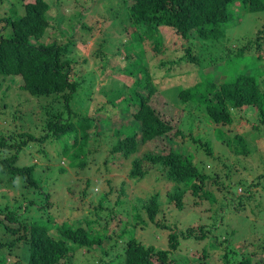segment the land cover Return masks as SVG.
<instances>
[{"label":"trees","instance_id":"16d2710c","mask_svg":"<svg viewBox=\"0 0 264 264\" xmlns=\"http://www.w3.org/2000/svg\"><path fill=\"white\" fill-rule=\"evenodd\" d=\"M102 1L90 0L89 5L83 4L78 16L80 20L76 21L78 27L65 29L62 20L52 16L55 6L48 0H0V10L9 6V11L0 15V87L8 77L18 75L24 81L19 88L28 92L40 105L35 119V128L40 131L38 134L24 129L26 124H32V120L23 122L21 127L17 125L22 131H0V172L13 174L12 178L22 177L28 189L39 187L35 177L39 164H19L21 154L26 153L27 147L33 144L37 146L38 153L44 154L46 147L50 146L47 144L60 141L57 155L64 157L70 163L72 172L77 174L96 159L104 163L105 159L98 157L115 154L111 165L117 162L116 165L125 168L133 182H142L153 174L158 181L172 183L168 191L170 199L180 210L188 206L189 201L185 196L189 190L193 203L200 206L208 200L214 204L211 222L207 228L199 226L200 232L197 234L194 233L195 228L181 232L178 227L173 230L159 217V194L152 195L148 200L136 197L138 203L129 205L130 183L124 179L119 187L116 186L119 194L114 197V181L108 178V187L101 190L98 202L90 201L93 217L64 218L56 223L57 216L51 214L54 207L52 193L40 190L45 192V199L40 205L39 197L33 195V199L22 205L25 207L22 211L21 207L18 210L9 204L0 206V227L13 238L11 241L0 240V264H4V248L10 247L9 252H12L20 243L23 244L22 253L20 257H14L17 264H61L63 260L69 264H186L184 256L178 253L182 250L183 241L196 242L208 238L209 244L204 246L205 256L210 258L211 249L216 248L222 250L217 257L223 264H255V253H245L227 246L223 235H218V229H223L225 214L234 210L235 204H238L237 211L244 209L239 205L252 198L246 193H251L254 185L264 186V172L261 171L256 180V177L238 178L232 166L227 164L228 157L219 158L223 161L221 170L213 168L208 172L203 162L196 161L199 148L193 145L204 143L205 150L210 153L211 140L209 136L205 140V135L195 130L192 121L204 120L206 125L203 127L211 126L213 133L221 135L220 140L237 155L253 153L247 137L232 135L227 128L237 120L248 119L251 112H254L255 118L247 136L264 128V28L256 31L244 46L223 53L210 50L209 53L205 50L200 52L188 47L186 56L180 60L197 66L198 72L192 85L177 90L181 105L166 95L167 80L172 81L174 74L156 76L155 72L154 77L151 75L149 67L154 62L152 55L147 56L144 43L150 39L155 48L153 54L162 52L163 29L172 31L176 39H181L183 43L190 41V46L194 41H219L223 35L221 26L229 21L233 5L256 14L264 12V0H122L125 29L129 25L135 28L128 33L130 41L126 43V50L130 53L121 58L120 70L103 61L106 53L102 47L97 46L90 58L101 61L97 68L102 72V78L114 76L124 83L127 92L122 87L101 88L96 92L97 101L90 107L91 111L82 112L81 106L73 99L81 82L87 81L76 74L74 63L71 59H63V54L79 28L94 29V25H87V20L83 19L95 11ZM64 39H69L70 44L64 43ZM74 39L81 40L76 36ZM105 41L103 37L102 46ZM135 41L142 45L140 52L136 51ZM139 54L150 58L148 63L131 64ZM249 55L260 61L255 71L245 69V57ZM220 61H223V65ZM157 66L156 71H159L161 66ZM136 73L139 74L137 77ZM184 78L181 76L182 80ZM90 82L95 84L94 79ZM157 94L162 99L158 98L155 102L152 97L157 98ZM2 97H7V89H3ZM113 109L122 121L123 127L119 133L125 131V134L108 139L103 137L104 128H100L103 119L97 113L106 112L112 116ZM126 112H130V115ZM195 112L198 114L194 115ZM69 140L72 142L67 143ZM105 164L110 171L112 166H108L106 160ZM46 166L41 171L54 168L47 163ZM86 183L83 193L87 195L88 189L95 183L92 184L91 179H87ZM239 187L241 193H237ZM219 192H224L223 200L218 198ZM32 207H46L51 215L49 221H43V224L37 220L29 222L27 212ZM254 214L258 215L260 211L254 210ZM130 215L133 219L127 217ZM115 217L119 219V224L112 229L110 221ZM136 223L144 226L153 223L156 227L173 230L165 237L167 246L158 248L154 242L145 240L152 236L138 237L134 231ZM52 224L55 227H51ZM261 237L263 241L258 244L261 249L259 253L264 251V236ZM215 264H218L217 261Z\"/></svg>","mask_w":264,"mask_h":264},{"label":"rangeland","instance_id":"374dc122","mask_svg":"<svg viewBox=\"0 0 264 264\" xmlns=\"http://www.w3.org/2000/svg\"><path fill=\"white\" fill-rule=\"evenodd\" d=\"M26 1V0H22ZM52 3L54 9H52V16L59 17L65 29L77 28L78 23L76 21L80 20L78 18L79 11L81 6L85 4L89 5L90 0H80V2L75 3V0H63L62 2H57L56 0H48ZM8 5V4H7ZM120 8V11H117ZM123 10V11H122ZM9 11V6H5L0 10V15H4L5 12ZM231 17L228 22L224 23L221 28L223 30V35L219 37V41H209L207 43H202L194 41V44L190 46L191 43H183L181 39H176L172 31L163 29L164 37V50L159 51L156 55L153 54L154 44L150 39L145 40V48L147 56L152 55V60L154 63L150 64L151 75L154 77L155 72L156 76L167 74H174L172 81L167 80L168 85L166 86V95L173 99L174 103L181 105L180 98L177 97V90H180L184 86L192 85L195 81V73L198 72V67L180 60L181 57L186 56L187 48L192 47L195 51L199 50L202 52L205 50L209 53H223L224 51L234 50L238 47L244 46L247 41L253 37L256 31L264 28V12L251 13L244 10H241L238 6H232L230 8ZM124 3L122 0H103L101 5L96 6V10L87 14L83 20H87V25H94V29L84 30L79 28L75 34L76 37H80L81 40L74 39L72 37L71 41L69 39H64V43L71 42L67 51L63 54V59H71L75 65L76 74L86 79V82H81V86L77 91L75 96L74 103H77L82 108V112L85 110L91 111L93 104L97 101L95 97H98L96 92H99V89L102 88H115L127 92L124 86V83L114 76L108 78H102V72L98 70L97 65L101 64V61L91 59L90 56L93 50H96L97 46L102 47L103 51L106 53L104 62H108L115 69L120 70L121 58L125 54H129L130 51L126 50V44L130 41L128 35L129 32L135 30L134 26H128L125 29L126 22L123 21L124 17ZM233 16V18H232ZM109 19V20H108ZM76 23V24H75ZM128 30V31H127ZM52 32L49 33L51 36ZM106 40L104 46H102V39ZM195 40H198L196 34H193ZM136 51L140 52L142 45L139 44V41H135ZM245 69L248 71L258 68L260 66V61L258 58L252 57L251 55L245 57ZM88 59V61H86ZM150 58L145 57V54L142 56L139 54L137 59L131 64L139 65V63L147 62ZM175 61H178L174 63ZM163 62V63H161ZM173 62V63H171ZM96 63V64H95ZM148 63V62H147ZM242 63V61L240 62ZM160 65L161 69L156 71L157 66ZM220 64L223 65V61H220ZM96 66V68H95ZM126 66V65H124ZM236 67V65H234ZM102 67V66H101ZM139 74L136 73L137 77ZM181 76L185 77L183 80ZM3 77V76H2ZM94 79L95 84L90 82ZM22 77H8L3 81L2 86L0 87V131L9 133V132H19L22 126V123H27V121L32 120V124H26V130H32L34 133L40 132L39 129L35 128V119H37V113L40 111V105L32 98L28 92L23 91L19 86L23 83ZM90 82V83H89ZM132 87V86H131ZM141 88L142 87H138ZM3 89H7V97H2ZM140 89V90H141ZM145 91V90H144ZM118 92V91H117ZM146 92V91H145ZM147 93V92H146ZM157 98L152 97L153 101L156 102V99H162L160 94H157ZM90 96V97H89ZM164 96V95H163ZM38 98L37 96H34ZM43 98V97H41ZM95 98V99H94ZM43 102V101H42ZM156 105V103H155ZM77 106V107H79ZM179 107V106H178ZM111 108V107H110ZM184 109V107H179ZM164 110V109H163ZM84 111V112H85ZM112 116L107 115L106 112H98L100 119H103L102 123L100 121V128L103 129V137L108 139H113L117 136L125 134V131L120 132L122 129V121L116 115L115 109L112 110ZM125 114L130 115V112ZM198 113L195 112L194 115ZM255 118L254 112H251L248 115V119L242 118L237 120L232 125H229L227 128L232 135L241 134L247 137L249 145L252 148L251 154L248 155H237L232 151L219 136H216V133H213V128H204L206 125L204 120L200 121L195 119L192 121V126L195 130L202 135H205V140L207 136L211 140V150H205L206 145L204 143L194 144V147H198L199 150L196 151V161L203 162L206 166L208 172H211L213 168L215 170L222 169V159L220 157L227 158V164L232 166L233 173L236 174V177L241 178H250L256 177L258 174L264 172V128L259 132H254V134L248 135L247 132L252 128L251 122ZM17 122V124H16ZM259 123V121H257ZM18 125V127H17ZM253 131V130H252ZM69 140L67 143H71ZM61 142H55L54 144H47L50 146L46 147V152L44 154L37 152V146L35 144L27 147V151L24 154H21L19 164H30L31 162H37L39 166L36 168L35 177L38 181L39 187H32L28 189L24 184L26 183L22 177L12 178L13 174H3L0 172V206L5 207L6 204L18 208L21 207L24 210V203L28 202L29 199H33L32 196H38V204L40 205L42 200L45 199V192L50 194L52 193V201L54 202V207L51 209V214L57 216L56 223H60L61 220L71 219L74 217H85L90 216L93 212V208L90 201L93 200L95 204L98 202L100 197L101 190L108 187L106 179L112 178L113 185L115 189L114 197L119 194L120 183L125 179L130 184L128 187V204L135 205L138 203L136 197H141L144 200L150 198L154 194H159V217L162 218L170 227L174 230L178 227V230H186L189 228H195L194 233L197 234L200 232L198 229L199 226L203 225L207 228V224L211 222L210 216L213 214L214 204H210L208 200H205L204 203L200 206L193 203V196H191V190L186 193L185 198L189 201L188 206L180 210L175 205L174 201H171L169 189L172 188V183H166L165 181H158L157 178L153 177V174L150 175L148 179L142 180V182H133L129 179L128 172L125 168H120L117 162L114 165H111V162L116 158L115 154H110L107 157L100 156L98 158L105 159L108 166H112L111 170L108 171L107 165L101 163L98 159L96 162H91L86 169H80V173H73L70 169L69 162L64 157L57 155V151L60 148ZM188 146L184 147L185 149ZM109 149V146H108ZM110 153L109 151H106ZM141 151L140 153H142ZM35 153V154H34ZM38 153V154H37ZM119 156V155H118ZM44 157H47L44 159ZM108 159H107V158ZM49 160V161H48ZM52 165L54 168H50L49 171H41L44 168V165ZM62 165V166H60ZM216 165V166H215ZM47 167V166H46ZM66 169V170H64ZM63 170V171H62ZM92 180V186L88 189V194L83 193V189L87 187L86 180ZM100 179V180H98ZM161 180V179H160ZM98 182H103L97 184ZM24 187V188H23ZM98 187V188H97ZM34 188H37L34 190ZM96 189H98L96 191ZM43 190L45 192H40ZM39 193V194H38ZM237 193H241V188L237 189ZM252 195L250 200H245L242 205L244 209L242 211H237L236 207L238 204L234 202V210L236 214L232 211H228L225 214L223 219V229H218L219 236L223 235V240L225 244L231 248L238 249L245 253L253 252L255 264H264V251L260 252L259 243H261L264 236V186L252 187L251 193H246ZM195 198V197H194ZM218 198L223 200L225 198L224 192L218 193ZM196 201H200L199 198H195ZM197 205V206H196ZM132 206H130L131 208ZM210 209V210H209ZM255 211H260V214H254ZM144 210V214H145ZM51 216L47 211V208L38 209V207H32L27 212L28 221L37 220L43 224V221H49L48 217ZM133 219L130 216H127ZM126 217V219H127ZM146 219H148L147 213L145 214ZM63 218V219H60ZM71 223V221H70ZM110 226L112 229L116 228L119 224V219L116 217L110 221ZM137 228L134 229L138 237H150L155 236L156 238L145 239L148 242H154L158 248H164L167 246L165 243L166 235L173 231L171 229L159 228L156 227L153 223H150L149 226H144L141 223H136ZM51 227H55V224H52ZM13 238L9 235V232L2 230L0 227V240L2 241H11ZM210 239L198 240L195 242L191 240H185L182 244V250L178 251L181 256H184L186 264H215L216 261L218 264H223V262L217 257L222 250L212 248L210 252V258L204 255V246L209 244ZM9 252L10 247L4 248L2 251V262L4 264H17L14 260V257L21 255L23 244ZM106 244V242H105ZM78 254V253H77ZM76 254V255H77ZM97 254V253H96ZM85 261V260H84ZM83 262V261H81ZM61 264H69L68 261L63 260ZM87 264V263H85Z\"/></svg>","mask_w":264,"mask_h":264},{"label":"clouds","instance_id":"9594fccd","mask_svg":"<svg viewBox=\"0 0 264 264\" xmlns=\"http://www.w3.org/2000/svg\"><path fill=\"white\" fill-rule=\"evenodd\" d=\"M263 29V28H262ZM260 30V29H259Z\"/></svg>","mask_w":264,"mask_h":264}]
</instances>
